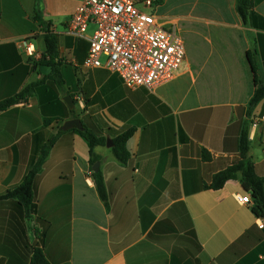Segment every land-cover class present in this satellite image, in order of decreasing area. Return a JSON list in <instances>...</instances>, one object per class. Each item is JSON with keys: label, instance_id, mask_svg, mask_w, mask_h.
I'll list each match as a JSON object with an SVG mask.
<instances>
[{"label": "crops", "instance_id": "obj_1", "mask_svg": "<svg viewBox=\"0 0 264 264\" xmlns=\"http://www.w3.org/2000/svg\"><path fill=\"white\" fill-rule=\"evenodd\" d=\"M82 1L0 0V102L44 80L27 101L0 113V196L52 144L36 178V214L28 219L0 203V264H31L33 248L49 264H264V219L254 214L253 197L248 205L238 199L252 193L241 180L206 188L239 160L247 122L249 154L264 177V99L249 115L257 81L264 86V0H252L246 19L237 0H155L148 11L182 37L185 60L152 91L85 68L89 42L67 33ZM37 10L57 38L61 86L38 64L46 44ZM74 119L106 141L134 130L127 163L106 145L94 149L109 209L87 141L63 130Z\"/></svg>", "mask_w": 264, "mask_h": 264}, {"label": "built area", "instance_id": "obj_2", "mask_svg": "<svg viewBox=\"0 0 264 264\" xmlns=\"http://www.w3.org/2000/svg\"><path fill=\"white\" fill-rule=\"evenodd\" d=\"M142 5L136 0H83L68 23L67 33L89 42L85 68H105L129 89L152 91L179 72L185 60V44L176 31L165 30L148 11L155 0H144ZM90 25L95 27L91 36ZM23 47L33 55L30 43ZM238 199L242 204L252 203L249 193ZM259 225L264 228V224Z\"/></svg>", "mask_w": 264, "mask_h": 264}, {"label": "trees", "instance_id": "obj_3", "mask_svg": "<svg viewBox=\"0 0 264 264\" xmlns=\"http://www.w3.org/2000/svg\"><path fill=\"white\" fill-rule=\"evenodd\" d=\"M238 12L246 19L249 11L253 7L252 0H237ZM36 20L42 25L44 29V40L46 44V51L40 59L39 63L42 66H46L51 70V73L47 77L48 80L54 81L58 85H62V80L58 70V42L56 36L50 32L49 25L44 21L39 10L36 11ZM44 80L34 82L24 88L23 91L0 102V113L7 109L27 101V99L35 92V89L43 84ZM264 99V86L257 81L256 91L249 104V115L251 111ZM249 123L247 122L241 132L239 140V160L228 167L227 169L214 175L210 185H207V189L220 190L229 181L241 180L243 187L247 192L252 193L254 200L253 212L258 218L264 219V177L257 174L255 164L251 159L250 142H249ZM84 131L74 130L79 133L88 143L90 148V166L93 170L94 165L100 160L95 154L94 149L97 146H105L107 141L105 138L98 136L92 130L86 126ZM64 133V132H62ZM134 133L133 129H129L124 133L118 135L112 140L114 146L112 147L115 158L121 163H127L131 159L130 152L127 148V143ZM47 146L41 153V156L35 166L29 171L25 179L18 186L8 190L4 195L0 196V203L15 204L21 211L25 218L30 219L36 214V178L42 171L44 160L48 154L49 148ZM204 158L210 159V156L204 152ZM93 178L97 188V192L101 200L105 203L106 207L110 208V198L107 191L105 180L101 171L93 172ZM32 262L31 264H49L46 259L45 253L41 248L32 249Z\"/></svg>", "mask_w": 264, "mask_h": 264}, {"label": "water", "instance_id": "obj_4", "mask_svg": "<svg viewBox=\"0 0 264 264\" xmlns=\"http://www.w3.org/2000/svg\"><path fill=\"white\" fill-rule=\"evenodd\" d=\"M65 101L71 106H73V101H72V98L70 96H68ZM70 129H76V130H79V131H84L85 130V127L82 123V121L80 119H74V120H70L68 122L65 123V125L63 126V130L67 131V130H70ZM106 146L109 147V148H112L114 146L112 140L108 139L107 140V143H106ZM100 170V163L97 162L94 167H93V171L94 172H98Z\"/></svg>", "mask_w": 264, "mask_h": 264}, {"label": "rangeland", "instance_id": "obj_5", "mask_svg": "<svg viewBox=\"0 0 264 264\" xmlns=\"http://www.w3.org/2000/svg\"><path fill=\"white\" fill-rule=\"evenodd\" d=\"M93 30H94V27H93ZM104 60V59H103Z\"/></svg>", "mask_w": 264, "mask_h": 264}]
</instances>
